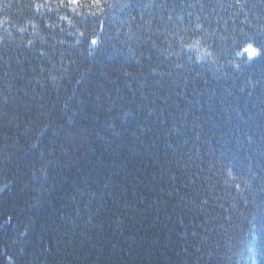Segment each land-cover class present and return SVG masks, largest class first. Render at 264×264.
<instances>
[{"label": "trees", "instance_id": "obj_1", "mask_svg": "<svg viewBox=\"0 0 264 264\" xmlns=\"http://www.w3.org/2000/svg\"><path fill=\"white\" fill-rule=\"evenodd\" d=\"M91 4L0 0V264H264V0Z\"/></svg>", "mask_w": 264, "mask_h": 264}, {"label": "snow or ice", "instance_id": "obj_2", "mask_svg": "<svg viewBox=\"0 0 264 264\" xmlns=\"http://www.w3.org/2000/svg\"><path fill=\"white\" fill-rule=\"evenodd\" d=\"M69 2L72 4H77L79 3V0H69ZM91 6L99 8L101 6V0H92ZM91 43L95 45L97 41L93 39ZM244 52H246L250 58L258 54L257 50L253 48L251 44H249L248 47L244 49ZM237 54L240 55V53Z\"/></svg>", "mask_w": 264, "mask_h": 264}]
</instances>
